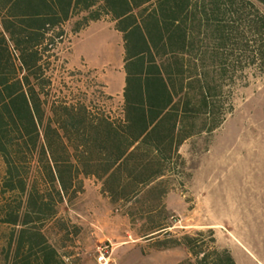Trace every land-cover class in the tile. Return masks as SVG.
I'll list each match as a JSON object with an SVG mask.
<instances>
[{
  "label": "trees",
  "instance_id": "1",
  "mask_svg": "<svg viewBox=\"0 0 264 264\" xmlns=\"http://www.w3.org/2000/svg\"><path fill=\"white\" fill-rule=\"evenodd\" d=\"M103 15L125 40L117 112L88 93L75 100L56 90L66 24L78 18L77 34ZM246 59L264 63L258 0H0V223L14 228L7 264H83L58 246L70 237L61 206L78 200L90 178L115 205L147 202L176 173L182 145L222 126L226 66ZM73 227L77 238L82 228ZM57 228L64 234L55 240ZM178 246L192 255L179 264H237L199 238L166 248Z\"/></svg>",
  "mask_w": 264,
  "mask_h": 264
},
{
  "label": "rangeland",
  "instance_id": "2",
  "mask_svg": "<svg viewBox=\"0 0 264 264\" xmlns=\"http://www.w3.org/2000/svg\"><path fill=\"white\" fill-rule=\"evenodd\" d=\"M94 32L85 33L78 52L101 53L105 59L108 38ZM113 39L117 47L111 61L97 70L74 57L72 37L61 45L55 63L59 95L78 100L88 93L101 107L120 109L123 40ZM226 67L222 126L183 144L176 173L160 181L143 205H115L96 179H86L85 193L60 208L70 233L58 242L62 254L78 256L83 264H179L192 258L190 251L166 246L189 235L204 241L207 250H229L237 264H264V63L246 59L235 67L230 60ZM103 92L114 94L113 100ZM3 171L0 160V184ZM74 225L82 228L77 238ZM155 226L170 227L153 234ZM13 230L0 223V264H7ZM51 233L55 240L64 234L59 228Z\"/></svg>",
  "mask_w": 264,
  "mask_h": 264
},
{
  "label": "crops",
  "instance_id": "3",
  "mask_svg": "<svg viewBox=\"0 0 264 264\" xmlns=\"http://www.w3.org/2000/svg\"><path fill=\"white\" fill-rule=\"evenodd\" d=\"M90 15V12H84L83 16H88ZM78 20V18H74L72 19L70 22H68L65 26V29L69 35V37L73 38V42H72V49H74L73 54L74 57L76 59L79 58H84L86 63L88 64V66L90 68H93V70H97L99 68H101L108 60L111 61L113 53L117 47L115 41L113 38L115 37H119L123 40V52H124V83H123V87H122V95H123V101H124V92H125V87H126V70H125V59H126V50H125V40H124V34L122 32H120L116 25L117 22L115 21V19L111 16H101L98 19H93L91 21V23L89 24L88 27H86V29L82 30L80 33L75 34L73 32V28L75 26V22ZM109 25V26H107ZM95 31L94 34H100L103 33L106 35L109 47L106 51V56L105 59L102 58V54L101 53H92V54H88L86 51H81L80 53L78 52V45L80 43V40L83 38V36L85 35V33L89 30ZM101 35V34H100ZM93 59L96 64H90L89 60ZM106 89H108L107 86H105ZM110 96L114 97V94L110 93Z\"/></svg>",
  "mask_w": 264,
  "mask_h": 264
},
{
  "label": "built area",
  "instance_id": "4",
  "mask_svg": "<svg viewBox=\"0 0 264 264\" xmlns=\"http://www.w3.org/2000/svg\"><path fill=\"white\" fill-rule=\"evenodd\" d=\"M101 259H102V260H106V257H105L104 252H101Z\"/></svg>",
  "mask_w": 264,
  "mask_h": 264
},
{
  "label": "water",
  "instance_id": "5",
  "mask_svg": "<svg viewBox=\"0 0 264 264\" xmlns=\"http://www.w3.org/2000/svg\"><path fill=\"white\" fill-rule=\"evenodd\" d=\"M258 1H260V2H262L264 4V0H258Z\"/></svg>",
  "mask_w": 264,
  "mask_h": 264
}]
</instances>
